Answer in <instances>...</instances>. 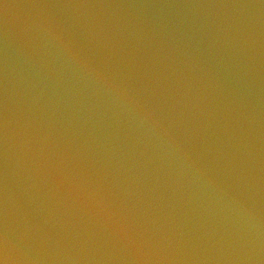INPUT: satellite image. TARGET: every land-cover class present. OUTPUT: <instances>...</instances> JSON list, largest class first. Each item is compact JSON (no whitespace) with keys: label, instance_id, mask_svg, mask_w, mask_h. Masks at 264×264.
<instances>
[{"label":"water","instance_id":"obj_1","mask_svg":"<svg viewBox=\"0 0 264 264\" xmlns=\"http://www.w3.org/2000/svg\"><path fill=\"white\" fill-rule=\"evenodd\" d=\"M0 264H264V0H0Z\"/></svg>","mask_w":264,"mask_h":264}]
</instances>
